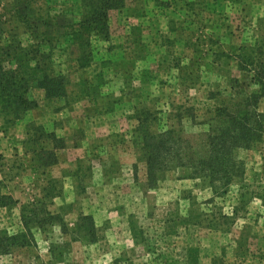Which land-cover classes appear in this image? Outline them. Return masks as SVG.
Returning a JSON list of instances; mask_svg holds the SVG:
<instances>
[{"label":"rangeland","instance_id":"rangeland-1","mask_svg":"<svg viewBox=\"0 0 264 264\" xmlns=\"http://www.w3.org/2000/svg\"><path fill=\"white\" fill-rule=\"evenodd\" d=\"M71 3L38 0L27 12L55 45L49 72L67 77V104L33 91L37 108L12 122L0 114L1 193L18 201L0 209V230H20L21 206L47 188L59 193L46 203L68 232L34 227L30 246L0 264H264V134L237 151L244 177L216 196L175 167L151 188L142 150L143 136L170 129L202 149L214 110L240 113L233 104L258 92L243 67L264 63V0H124L84 69L65 33L82 15ZM13 5L0 0L1 42L28 47ZM41 149L54 165H40ZM81 215L93 218L94 240L77 231Z\"/></svg>","mask_w":264,"mask_h":264},{"label":"trees","instance_id":"trees-1","mask_svg":"<svg viewBox=\"0 0 264 264\" xmlns=\"http://www.w3.org/2000/svg\"><path fill=\"white\" fill-rule=\"evenodd\" d=\"M38 0H12V17L16 28L28 33L31 44L22 47L19 41L10 39L1 42L0 34V114L6 122L20 119L25 113L38 107L33 98V91H40L42 99L55 105L67 104L68 79L63 74L49 72L52 66V50L55 48L50 38L38 30L27 12L30 5ZM82 10L80 21L65 27L66 35L77 43L79 68H87L93 61L92 41L109 42L108 13L121 8L124 0H71ZM71 3V4H72ZM249 70L252 81L258 87L256 94H249L238 103L240 109L232 113V106L223 105L214 110L213 118L207 123L202 149L196 150L193 145L177 136L174 130H164L142 137L143 158L146 167L147 185L156 186L159 176L172 167L186 170L188 178L205 180L213 195L229 191L231 183L244 177V163L237 156L239 150H249L259 143L264 134V114L258 111V105L264 98V63ZM64 106V105H63ZM61 108V107H58ZM54 142L59 141L54 134H49ZM58 147V148H60ZM37 161L44 168L56 163L52 150L41 149L36 152ZM0 209H11L18 204L9 194L1 193ZM59 193L44 189L41 199L24 204L20 209L21 229L15 233L0 230V255H8L14 249L30 246L32 230L46 231L50 227L67 234L68 229L63 219L48 210L47 200H53ZM76 228L89 240L95 239V224L91 216L81 215Z\"/></svg>","mask_w":264,"mask_h":264}]
</instances>
